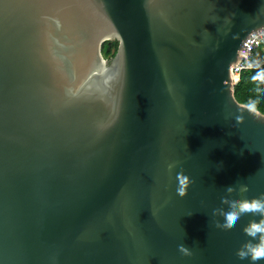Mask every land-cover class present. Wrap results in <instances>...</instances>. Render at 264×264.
Wrapping results in <instances>:
<instances>
[{
	"label": "water",
	"instance_id": "obj_1",
	"mask_svg": "<svg viewBox=\"0 0 264 264\" xmlns=\"http://www.w3.org/2000/svg\"><path fill=\"white\" fill-rule=\"evenodd\" d=\"M262 28L264 0H0V264H250L264 216L212 210L264 197L231 74Z\"/></svg>",
	"mask_w": 264,
	"mask_h": 264
},
{
	"label": "clouds",
	"instance_id": "obj_2",
	"mask_svg": "<svg viewBox=\"0 0 264 264\" xmlns=\"http://www.w3.org/2000/svg\"><path fill=\"white\" fill-rule=\"evenodd\" d=\"M254 80H264V70L258 71L253 77ZM251 108V105H248ZM242 119L241 117L237 118ZM235 190L233 185L224 187L226 193H232ZM247 186L243 183L239 184V191L247 192ZM180 196L185 195L184 189L180 190ZM221 203L225 205L224 208H216L212 210V216L218 217L216 227L231 228L238 221L241 214L251 212L255 215L264 216V197L254 198L251 200H239L231 198L230 196H223ZM191 215V213H189ZM245 234L252 240H257L258 243L251 241L246 243L241 248L237 249L236 256L239 260L247 259L250 264H256L257 261L264 260V219L259 222H252L245 229ZM178 249L184 255H190L191 251L184 244H180Z\"/></svg>",
	"mask_w": 264,
	"mask_h": 264
},
{
	"label": "built area",
	"instance_id": "obj_3",
	"mask_svg": "<svg viewBox=\"0 0 264 264\" xmlns=\"http://www.w3.org/2000/svg\"><path fill=\"white\" fill-rule=\"evenodd\" d=\"M264 51V28L252 32L243 43L241 58L232 67L234 87L240 81L242 74L264 67L262 52Z\"/></svg>",
	"mask_w": 264,
	"mask_h": 264
},
{
	"label": "trees",
	"instance_id": "obj_4",
	"mask_svg": "<svg viewBox=\"0 0 264 264\" xmlns=\"http://www.w3.org/2000/svg\"><path fill=\"white\" fill-rule=\"evenodd\" d=\"M264 67L242 74L240 81L234 87L238 103L251 105L253 109L264 114V80H254L253 77Z\"/></svg>",
	"mask_w": 264,
	"mask_h": 264
},
{
	"label": "flooded vegetation",
	"instance_id": "obj_5",
	"mask_svg": "<svg viewBox=\"0 0 264 264\" xmlns=\"http://www.w3.org/2000/svg\"><path fill=\"white\" fill-rule=\"evenodd\" d=\"M117 48H118V44L115 41L113 42L107 41L103 43L102 49H101L102 58L105 57V59L108 61L112 60L114 56L116 55Z\"/></svg>",
	"mask_w": 264,
	"mask_h": 264
},
{
	"label": "rangeland",
	"instance_id": "obj_6",
	"mask_svg": "<svg viewBox=\"0 0 264 264\" xmlns=\"http://www.w3.org/2000/svg\"><path fill=\"white\" fill-rule=\"evenodd\" d=\"M110 42H113V41H110ZM262 56H263V59H264V51L262 52ZM103 59L106 61L105 57H103Z\"/></svg>",
	"mask_w": 264,
	"mask_h": 264
}]
</instances>
